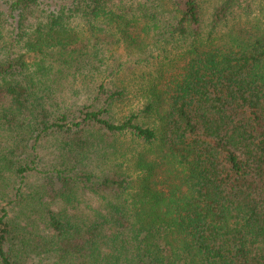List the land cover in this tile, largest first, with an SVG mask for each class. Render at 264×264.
Listing matches in <instances>:
<instances>
[{"label":"trees","instance_id":"16d2710c","mask_svg":"<svg viewBox=\"0 0 264 264\" xmlns=\"http://www.w3.org/2000/svg\"><path fill=\"white\" fill-rule=\"evenodd\" d=\"M0 264H264V0H0Z\"/></svg>","mask_w":264,"mask_h":264}]
</instances>
